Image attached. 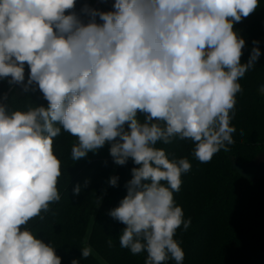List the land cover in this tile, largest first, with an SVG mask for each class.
Returning a JSON list of instances; mask_svg holds the SVG:
<instances>
[{
    "label": "clouds",
    "instance_id": "clouds-1",
    "mask_svg": "<svg viewBox=\"0 0 264 264\" xmlns=\"http://www.w3.org/2000/svg\"><path fill=\"white\" fill-rule=\"evenodd\" d=\"M76 4L0 0V81L25 94L38 88L47 101L26 97L24 109L13 108L0 92V264H61L27 225L61 198L53 144L62 129L76 138L74 162L108 143L115 164L136 165L126 196L108 213L125 225L120 246L146 252L145 264H183L174 237L191 219L174 193L191 163L156 145L191 140L201 163L230 150L239 81L261 55L254 46L241 62L246 41L234 25L260 0H114L112 10L85 3L79 13ZM80 250L82 259L92 255L90 246Z\"/></svg>",
    "mask_w": 264,
    "mask_h": 264
},
{
    "label": "trees",
    "instance_id": "trees-1",
    "mask_svg": "<svg viewBox=\"0 0 264 264\" xmlns=\"http://www.w3.org/2000/svg\"><path fill=\"white\" fill-rule=\"evenodd\" d=\"M85 3L109 11L114 0H77L78 13ZM234 28L246 41L241 62L247 63L254 46L261 55L256 66L239 81L242 91L236 96L232 113L231 126L236 131L230 150L222 149L210 162L201 163L193 155L191 140L174 137L171 143L156 145L169 159L187 158L191 163V170L182 176L180 191L174 193L185 220L191 219L189 229L181 226L174 237L184 251L183 264H264V176L253 181L236 168L264 155V94L259 91L264 85V0ZM25 73L26 83L27 67ZM0 92L9 95L13 108L24 109L30 100L47 105L38 88L25 94L20 86L10 89L5 80L0 81ZM76 142L63 129L54 138V154L62 162L58 183L61 198L50 206L43 220L34 219L27 227L56 248L61 264H71L73 259L80 264H145L146 252L133 255L120 246L119 235L125 225L108 214L126 196L125 185L136 165L131 160L123 166L115 164L108 143L74 162L71 148ZM112 176L119 178L117 186L110 185ZM77 185L81 186L78 196L73 194ZM84 246L92 248L87 259L81 258ZM165 264L176 262L169 259Z\"/></svg>",
    "mask_w": 264,
    "mask_h": 264
},
{
    "label": "rangeland",
    "instance_id": "rangeland-1",
    "mask_svg": "<svg viewBox=\"0 0 264 264\" xmlns=\"http://www.w3.org/2000/svg\"><path fill=\"white\" fill-rule=\"evenodd\" d=\"M237 170L251 180H259L264 176V155H260L253 162L246 165H238Z\"/></svg>",
    "mask_w": 264,
    "mask_h": 264
},
{
    "label": "water",
    "instance_id": "water-1",
    "mask_svg": "<svg viewBox=\"0 0 264 264\" xmlns=\"http://www.w3.org/2000/svg\"><path fill=\"white\" fill-rule=\"evenodd\" d=\"M261 253L264 254V242H263L262 247H261Z\"/></svg>",
    "mask_w": 264,
    "mask_h": 264
}]
</instances>
